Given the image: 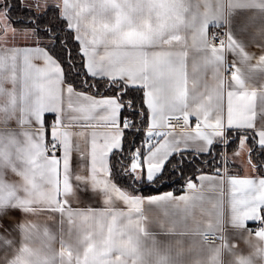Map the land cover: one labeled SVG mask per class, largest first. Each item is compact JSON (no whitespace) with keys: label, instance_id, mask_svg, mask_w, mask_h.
<instances>
[{"label":"crops","instance_id":"0c3cea01","mask_svg":"<svg viewBox=\"0 0 264 264\" xmlns=\"http://www.w3.org/2000/svg\"><path fill=\"white\" fill-rule=\"evenodd\" d=\"M20 1L38 13L58 9L90 76L143 86L147 130L169 135L143 165L132 161L142 182L165 153L206 155L229 127L264 152V0ZM2 2L0 264H264V229L248 230L264 224V176L249 137L225 154L220 173L200 174L177 195L120 189L108 177V153L123 136L117 98L72 91ZM215 27L226 31L223 47L210 43ZM179 117L183 129H165ZM49 143L61 152L48 154ZM210 233L219 241L203 242Z\"/></svg>","mask_w":264,"mask_h":264},{"label":"snow or ice","instance_id":"6c2138e0","mask_svg":"<svg viewBox=\"0 0 264 264\" xmlns=\"http://www.w3.org/2000/svg\"><path fill=\"white\" fill-rule=\"evenodd\" d=\"M24 13H28L29 9H23ZM57 9L55 6H48L45 12L39 15L32 14L28 21L18 20L17 23L25 24L36 29L37 36L41 38V46L53 56L61 65L64 72V83L69 86L72 91H78L81 85L94 88L96 92L103 90V95H111L117 98L121 108L119 112V122L123 127V136L119 148H114L108 153L109 166L112 170L114 178L118 184L130 185V183H138L144 180L143 176L137 177L136 173L130 168L133 160L139 157L141 165L144 164L145 157L153 147V141L156 144L168 133L157 128L155 131H149V108L145 102L143 86L130 85L125 82L126 78H119L110 81L105 87L99 83L98 79L90 76L84 69V54L79 50L80 42L76 39L71 28L66 27L63 19L56 17ZM84 73L82 76L81 73ZM159 97L157 102H159ZM69 108L74 110V106L69 101ZM98 109H93L96 111ZM49 114H46V118ZM49 120V127L54 119V114ZM78 117L72 116L70 120H76ZM90 118V117H88ZM191 118V117H190ZM103 119V116L100 117ZM127 124V127L124 125ZM174 135V133L172 134ZM240 132L232 127H229L224 135L215 141L206 153L211 157L210 160H205V164L213 163L217 167L222 166L218 162L220 153L226 150H232L238 145ZM102 139V138H101ZM179 144V140L175 141ZM186 151L181 149L180 153L175 150H170L165 153L167 156L164 159L163 166L151 178L144 182L143 186L159 184L160 181L179 182L180 177L187 167L191 166V162L187 160L182 153ZM234 163V161L232 162ZM264 176V171L261 172ZM173 177H177L173 180ZM165 183L160 184L163 186ZM252 224H260V221H251Z\"/></svg>","mask_w":264,"mask_h":264},{"label":"trees","instance_id":"16d2710c","mask_svg":"<svg viewBox=\"0 0 264 264\" xmlns=\"http://www.w3.org/2000/svg\"><path fill=\"white\" fill-rule=\"evenodd\" d=\"M2 1L4 4L6 16H7L8 20L10 21V23L12 24V26L18 30H23V29L32 30L34 32L36 38L41 41V38H39L37 36L35 28L29 27L27 25V23L19 24V23H17V21L18 20L28 21L29 19H31L33 13L36 15H39V14L44 13L45 11L38 13V12H35V11L29 9V12L26 14L23 12V9H25L26 7H24L22 5L20 0H2ZM55 15L57 18L63 19L60 16L58 9H57V12ZM66 27H67V24H66ZM62 72H63V77H64L65 70L62 69ZM81 75L83 76L84 73L82 72ZM98 81H99V83L103 84L106 87L107 84L111 80L98 79ZM78 91L91 93L92 95H95V96H105V95H103V90H101V92H96L94 88L87 87L84 85H81L79 87ZM141 91H143V90L141 89ZM107 96H111V95L109 94ZM239 132H240V137L242 135H246L249 137V140H250V161H251V163L255 167H257L259 169V171H261V172L264 171V152H262V150L256 146V143H255L251 134H249L245 131H239ZM238 146H239V141H238V145L234 146V148L232 150H226L224 152L231 154L238 149ZM182 155L187 160H189L191 162V166L187 167L185 169L183 176L180 177L181 181H179L178 183L177 182L165 183L166 181L162 180V181H160L159 184L154 183V184L149 185V186H143L142 184L144 182H142V181H139L138 183H130V185L118 184L114 178V175L112 173L110 166H109V176L108 177L120 189L128 191L134 195H141V196L145 197V196H150V195H155V194L165 193V192H171L172 194L177 195V194L181 193V191L183 190V188L185 186L192 183L197 178V176H199L200 174H218L222 171V168H224V165L222 163L223 152L220 153V155L218 157V162L222 165L220 167H217L213 163L205 164L204 163L205 160L211 159V157L207 154L206 155H197V154H191V153H182ZM225 166H227L226 162H225ZM176 178L177 177H173L172 179L175 180ZM163 183H165V184L163 186H160V184H163ZM262 221H264V212H262Z\"/></svg>","mask_w":264,"mask_h":264},{"label":"built area","instance_id":"2783aa9c","mask_svg":"<svg viewBox=\"0 0 264 264\" xmlns=\"http://www.w3.org/2000/svg\"><path fill=\"white\" fill-rule=\"evenodd\" d=\"M210 43L214 47H223L226 41V31L223 27H215L212 29L210 33ZM127 127L128 125L125 124ZM185 127V120L184 118H168L165 123V129L166 130H179L183 129ZM153 146L156 145V142L153 141ZM62 150L61 145L59 144H51L49 143L46 147V152L50 155H56L60 153ZM264 229V224H255V225H250L248 227L249 231H261ZM203 242L205 243H215L219 241V238L216 234H205L203 235Z\"/></svg>","mask_w":264,"mask_h":264},{"label":"rangeland","instance_id":"374dc122","mask_svg":"<svg viewBox=\"0 0 264 264\" xmlns=\"http://www.w3.org/2000/svg\"><path fill=\"white\" fill-rule=\"evenodd\" d=\"M0 1H1V0H0ZM2 5H3V8H4V4H3V2H2ZM4 9H5V8H4ZM0 21H1V17H0ZM225 154H228V153L223 152L222 163H223L224 166H225V162H226Z\"/></svg>","mask_w":264,"mask_h":264}]
</instances>
